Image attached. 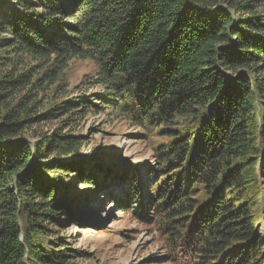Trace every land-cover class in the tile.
Returning <instances> with one entry per match:
<instances>
[{"label": "trees", "instance_id": "1", "mask_svg": "<svg viewBox=\"0 0 264 264\" xmlns=\"http://www.w3.org/2000/svg\"><path fill=\"white\" fill-rule=\"evenodd\" d=\"M75 59L158 136L145 180L85 149L90 100L45 106ZM116 180L170 264H264V0H0V264H76L67 221Z\"/></svg>", "mask_w": 264, "mask_h": 264}, {"label": "rangeland", "instance_id": "2", "mask_svg": "<svg viewBox=\"0 0 264 264\" xmlns=\"http://www.w3.org/2000/svg\"><path fill=\"white\" fill-rule=\"evenodd\" d=\"M96 77L97 66L92 61H71L61 86L58 81L48 89L51 99L45 106L59 101L66 92L65 97L90 100L93 106L71 125L75 133L84 135L85 149L104 162L109 163L118 156L121 165L138 164L139 175L145 180V169L153 166L151 151L159 138L154 130L145 131L131 125L115 106L102 107L99 98L102 86L95 82ZM60 121H42L33 127L50 132L61 125ZM142 185L146 187L145 183ZM108 188L101 191L88 189L89 202L79 206L77 214L82 213L83 220L88 217V224L97 225L96 228L67 221L64 235L69 246L75 249L76 264H170L164 259V249L156 234L149 233L133 220L130 212L117 210L116 200L123 199L127 181H113L108 183ZM110 189L113 192L108 194Z\"/></svg>", "mask_w": 264, "mask_h": 264}, {"label": "water", "instance_id": "3", "mask_svg": "<svg viewBox=\"0 0 264 264\" xmlns=\"http://www.w3.org/2000/svg\"><path fill=\"white\" fill-rule=\"evenodd\" d=\"M20 237H21V239H22V234H21V236H20Z\"/></svg>", "mask_w": 264, "mask_h": 264}]
</instances>
